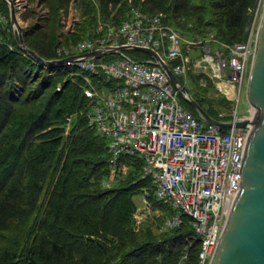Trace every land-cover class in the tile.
<instances>
[{"label":"trees","instance_id":"trees-1","mask_svg":"<svg viewBox=\"0 0 264 264\" xmlns=\"http://www.w3.org/2000/svg\"><path fill=\"white\" fill-rule=\"evenodd\" d=\"M41 1L47 12L23 28L24 42L45 60L61 58L64 55L57 52L64 35L61 12L72 0ZM73 1L78 20L63 43L94 36L99 20L118 25L131 6L162 14L165 23L189 39L212 34L226 44L245 42L247 9L255 4V0ZM0 11L8 17L0 22V264H198L200 238L187 216L179 226L159 234L150 225L134 229L136 196L146 195L148 207L163 212L157 216L160 224L174 210L155 198V186L134 155L121 156L126 172H118L113 186L105 185L108 143L89 124L93 99L83 93V76L72 66L44 65L31 58L11 32L4 0ZM126 53L145 55L136 50ZM196 77L191 75L193 89L186 85L191 96L213 118L231 119L228 100L222 95L206 97L213 86L201 90Z\"/></svg>","mask_w":264,"mask_h":264},{"label":"built area","instance_id":"built-area-1","mask_svg":"<svg viewBox=\"0 0 264 264\" xmlns=\"http://www.w3.org/2000/svg\"><path fill=\"white\" fill-rule=\"evenodd\" d=\"M12 1L17 10L19 3ZM260 13L261 5L254 11L253 25ZM254 42L253 27L247 40L240 43L182 38L161 14L131 6L118 25L98 21L94 36L57 50L68 56L118 49L99 58L65 63L83 76V93L93 99L89 124L107 139L110 171L105 185L117 179L119 171L126 172L125 164L119 161L122 155L140 159L143 175L155 186V198L174 210L173 216L164 218L159 231L179 226L182 216L190 218L200 238L198 264H209L239 189L241 154L248 131L223 129L193 115L179 102L156 58L142 51L144 56L133 57L119 47L155 51L176 76L186 71L207 76L216 92L231 104L229 120H233L252 111L249 107L247 114L241 115L237 108L246 94ZM223 115V111L218 113L219 118ZM142 198L148 207L147 197Z\"/></svg>","mask_w":264,"mask_h":264},{"label":"water","instance_id":"water-1","mask_svg":"<svg viewBox=\"0 0 264 264\" xmlns=\"http://www.w3.org/2000/svg\"><path fill=\"white\" fill-rule=\"evenodd\" d=\"M9 19L15 29L20 48L31 58L44 65H62L68 61L99 58L115 52L117 48L95 49L62 59L45 60L24 42L23 28L19 23L12 0H4ZM136 49L156 58L164 68L178 96L188 103L207 124L223 129L247 130L241 154L239 189L235 192L229 213L209 264H264V4L255 32L254 51L246 86V99L252 109L247 117L219 121L210 116L179 82L176 75L153 50L120 46L119 49Z\"/></svg>","mask_w":264,"mask_h":264},{"label":"rangeland","instance_id":"rangeland-1","mask_svg":"<svg viewBox=\"0 0 264 264\" xmlns=\"http://www.w3.org/2000/svg\"><path fill=\"white\" fill-rule=\"evenodd\" d=\"M17 2L19 3V6H17L18 8L16 10V13H17L16 15L18 17L19 23L21 24L22 28L29 26L30 23H36L40 19V17L44 13L46 14V12H47V8L44 6V4L41 0H17ZM258 4H259V6L261 5V11H262L264 0H255V4L247 9V12H248L247 14H248L250 20L252 19V16L254 15V11L259 7ZM24 13H31V15H29L28 18H22V15ZM61 14H62L61 15V23L63 25V27L61 28V32L64 33V35H66L67 33L72 31L74 23L78 20V15H77V11H76L73 0L71 1L68 8L66 10H63L61 12ZM126 15H127V13H126ZM260 15H261V13H260ZM161 16H163V15L161 14ZM259 19H260V16H259L258 20ZM7 20H8V17L3 12L0 11V21H7ZM250 20L248 21L249 24H248L247 28L249 29V31H251V28L253 27V28H255V31H256V28H257L256 26L258 25V21L255 22L253 25V19L251 20V23H250ZM11 32L14 34V31L12 30V28H11ZM64 35H63V37H64ZM181 36H182V38H187L183 34H181ZM63 37L62 36L60 37L59 47L63 46V45L70 44V42L69 43H65V42L63 43ZM85 38H87V37H85ZM205 38L216 39L212 34L207 35L206 37H195L193 39L196 41H200V40H203ZM82 39H84V38H82ZM61 41H62V43H61ZM184 49L186 50V48H184ZM250 63H251V61H250ZM191 75L197 76L195 78L196 85H198V87L201 90H204L205 88H207L209 86H213L210 89V91L207 92V94H204L206 97H209L210 94H213L216 96L219 95L216 92V89H215L213 83L210 81V79L207 76L200 75V74H194L193 72L186 71L185 75H183L181 77V79H182V82L185 85H187L189 88H191V89L194 88L192 82L190 83ZM178 99H179V102L182 104V106L185 107V103H183L184 100H182L180 97ZM248 109H249V105H248L247 99L244 95L240 99L237 110H238L239 114H247ZM107 179L109 181V175H108ZM116 181H117V179L112 181L111 184H107V186L108 187L113 186ZM141 197L142 196H138V197L136 196L135 197V201L137 202V210L134 214V229L136 231H139V230L146 228L147 225H150L152 231H154L155 234L161 233L159 231V228H160L159 224L160 223H158L157 216H162L163 212L159 211V210H155V209H153V207L151 208V206L147 207L145 202L143 201V198H141ZM146 201H147V199H146ZM147 203H148V201H147Z\"/></svg>","mask_w":264,"mask_h":264}]
</instances>
